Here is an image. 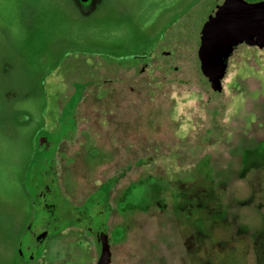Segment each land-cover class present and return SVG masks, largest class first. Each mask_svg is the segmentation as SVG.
Segmentation results:
<instances>
[{
    "label": "rangeland",
    "instance_id": "obj_1",
    "mask_svg": "<svg viewBox=\"0 0 264 264\" xmlns=\"http://www.w3.org/2000/svg\"><path fill=\"white\" fill-rule=\"evenodd\" d=\"M220 1L0 0V264H27L43 187L56 213L106 202L108 264H264V44L214 86ZM52 232L46 264H95Z\"/></svg>",
    "mask_w": 264,
    "mask_h": 264
},
{
    "label": "water",
    "instance_id": "obj_2",
    "mask_svg": "<svg viewBox=\"0 0 264 264\" xmlns=\"http://www.w3.org/2000/svg\"><path fill=\"white\" fill-rule=\"evenodd\" d=\"M242 41L264 44V0H221L203 28L199 55L214 86H221L227 59Z\"/></svg>",
    "mask_w": 264,
    "mask_h": 264
},
{
    "label": "flooded vegetation",
    "instance_id": "obj_3",
    "mask_svg": "<svg viewBox=\"0 0 264 264\" xmlns=\"http://www.w3.org/2000/svg\"><path fill=\"white\" fill-rule=\"evenodd\" d=\"M215 14L216 10H214L210 19L213 18ZM231 54L227 59L226 67L229 64ZM47 188H49L48 185ZM36 207L38 211L37 221L31 226V240L21 248L27 264H46V255H37L39 247L47 243L46 239L53 233V229H57L61 226L63 228L70 227L73 225L80 229H85L92 237L93 240L90 243L93 244L95 250V264H108L110 261L108 219L111 208L107 207L106 202H85L72 207L63 208L61 212L56 213L54 204L47 199V190L43 187L42 190L38 192ZM46 207H48V209Z\"/></svg>",
    "mask_w": 264,
    "mask_h": 264
},
{
    "label": "trees",
    "instance_id": "obj_4",
    "mask_svg": "<svg viewBox=\"0 0 264 264\" xmlns=\"http://www.w3.org/2000/svg\"><path fill=\"white\" fill-rule=\"evenodd\" d=\"M171 49H172V48H171ZM171 49H169V50H171ZM169 50H168V51H169ZM144 63H145V64H149V63L146 62V61H145ZM116 176H117V175H116ZM116 181H117V178H116ZM116 181L113 182L111 185H113L114 183H116ZM136 186H137V184L135 183V184H134V192H135V193H137ZM109 190H110V188H108V191H109Z\"/></svg>",
    "mask_w": 264,
    "mask_h": 264
}]
</instances>
